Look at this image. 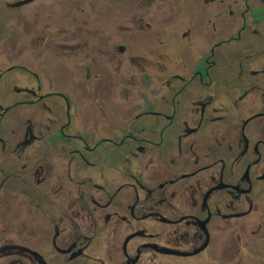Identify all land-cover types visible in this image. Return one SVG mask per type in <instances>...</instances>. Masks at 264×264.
Returning <instances> with one entry per match:
<instances>
[{"label": "flooded vegetation", "instance_id": "1", "mask_svg": "<svg viewBox=\"0 0 264 264\" xmlns=\"http://www.w3.org/2000/svg\"><path fill=\"white\" fill-rule=\"evenodd\" d=\"M0 264H264V0H0Z\"/></svg>", "mask_w": 264, "mask_h": 264}]
</instances>
